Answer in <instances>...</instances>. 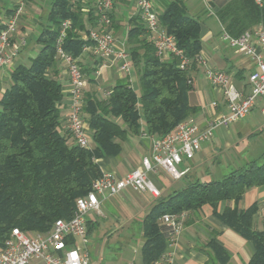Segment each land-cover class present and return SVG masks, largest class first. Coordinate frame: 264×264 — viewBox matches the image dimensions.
Listing matches in <instances>:
<instances>
[{
  "label": "trees",
  "instance_id": "16d2710c",
  "mask_svg": "<svg viewBox=\"0 0 264 264\" xmlns=\"http://www.w3.org/2000/svg\"><path fill=\"white\" fill-rule=\"evenodd\" d=\"M81 0H52L44 25L35 40L40 46L30 64L13 67L10 86L0 97V247L12 229L25 235L46 233L58 219L70 220L76 200L84 197L92 182L101 176L98 160L114 157L130 136L145 133L163 137L178 123L197 113L189 103L193 80L189 71L178 68L175 58L161 59L148 38L139 15L130 19L126 36L127 53L138 76L140 94L127 80L118 81L106 98L85 96L82 118L92 134L91 146L76 145L67 130L61 132V84L49 75L55 66V42L64 21L70 22L63 48L74 57L89 42L79 39L87 26H95L94 9L83 14ZM214 15L231 37L258 25L264 30V0H223ZM111 17V16H110ZM162 30L172 35L176 45L189 58L201 51L200 24L186 15L181 1L167 0L159 12ZM194 66V65H193ZM81 68V67H80ZM92 81L88 69H82ZM264 186V153L244 168L220 180L194 181L158 201L142 221L144 244L142 264H153L163 254L170 232L160 226L165 214L181 216L208 205L230 229L251 242L254 253L248 264H264V230L251 228L255 204L238 210L236 204L250 189ZM221 202H233L216 213ZM88 231V221H86ZM214 252L227 255L215 243Z\"/></svg>",
  "mask_w": 264,
  "mask_h": 264
},
{
  "label": "crops",
  "instance_id": "0c3cea01",
  "mask_svg": "<svg viewBox=\"0 0 264 264\" xmlns=\"http://www.w3.org/2000/svg\"><path fill=\"white\" fill-rule=\"evenodd\" d=\"M15 1L0 0V28L12 14ZM96 1L81 0V4L86 8L94 9ZM152 1L155 9L160 12L167 0ZM178 1L184 4L186 15L197 20L200 24L201 51L199 54L205 60L206 65L229 73L232 85L244 94L249 93L247 79L255 67L249 58L238 54L222 41L223 27L213 12L214 8L220 5L223 0ZM24 9L15 38L23 37L25 39L26 37V45L18 56L17 64L27 66L38 54L40 46L35 43L30 48L27 47L28 35L26 32L33 31L36 27L40 30L46 25L45 18L49 10L45 15L42 14L41 9L36 7L33 0H27ZM136 15L134 0H117L110 14L112 33L117 49H127L126 36L131 27L129 21ZM95 27H97V23L92 27L87 26V29ZM79 61L83 70L88 69L91 72L89 77L92 79L82 91L83 100L90 94L106 98L105 94L109 93L118 81L127 80L126 75L119 71L117 62L112 58L104 60L89 50L82 52ZM12 69L13 67L0 69V97L11 84L10 72ZM132 73L136 75L133 70ZM188 74L193 80V90L188 97L189 103L191 106L197 107L198 111L185 120L205 127L214 118L227 113L226 103L221 92L214 89L204 76L202 65L195 63ZM49 75L56 78L61 84L63 99L60 105V122L61 132L64 133L67 132L71 86L67 73L59 61L49 71ZM141 128V134L130 136L121 144V152L117 156H105L98 160L101 173H112L117 178H123L134 170H142V160L151 156V139L154 138L145 133L143 123ZM87 133L90 145L94 146L92 134L88 128ZM251 141L259 144L260 152L259 149L253 154L252 149L251 153L247 152L244 155V158L247 159L243 166L229 163L228 165L232 167L230 173L258 160L264 153V117L260 114L259 104L242 121L229 127L216 128L212 139L202 144L200 151L193 159L181 164L180 170H186L181 179L172 180L163 171L148 173V180L160 191L158 198L152 196L148 198L144 193L123 190L115 196L102 199L99 212H91L87 216L86 238L88 240L95 230H99L100 238H105L107 242L111 241L119 247L112 252L108 249L106 254L104 248L97 246L91 255L86 244L84 251L87 253L89 264H142L141 248L144 244L142 221L151 208L173 191H179L189 183L214 180L211 177V171L215 166H222L219 155L232 151L234 154L240 155L238 154L240 151H248L247 147ZM261 142H263V146ZM246 145L247 147H245ZM253 156H256L254 160L251 159ZM166 192L170 193L164 197ZM252 204L256 205L257 211L252 217L251 228L255 231H262L264 230L262 218L264 186L248 190L236 207L238 210H245ZM226 206L233 208L234 203H219L216 213H222ZM179 219L182 223L180 233L172 239L170 237L167 239L162 256L153 264H222L224 255L219 254L218 256L210 243L217 244L227 255L225 264H248L253 256L252 243L223 223L210 206L205 205L195 212H188L179 216ZM160 226L167 228L161 220ZM30 264H40V262L33 260Z\"/></svg>",
  "mask_w": 264,
  "mask_h": 264
},
{
  "label": "built area",
  "instance_id": "2783aa9c",
  "mask_svg": "<svg viewBox=\"0 0 264 264\" xmlns=\"http://www.w3.org/2000/svg\"><path fill=\"white\" fill-rule=\"evenodd\" d=\"M26 2L27 0H16L12 14L0 28V69L19 65L18 56L25 47L26 40L23 37L16 39L15 34ZM116 2L117 0H97L95 5L97 27L80 32L79 39L89 42L83 47L82 52L90 50L104 60L112 58L117 62L119 71L126 75L131 84L133 69L127 50L115 47L112 33L110 14ZM255 2L261 6V0ZM134 7L136 14L145 24L157 55L164 60L175 58L178 61V68L182 71H189L195 63L202 65L204 76L211 86L221 92L227 113L214 118L205 127L183 120L165 136L151 139V156L143 158L142 170H134L123 178H117L112 173H102L92 182L90 191L76 200L73 217L70 220H56L48 232L28 236L17 228L12 229L0 247V264H30L33 260L40 264H89L87 253L84 251L87 244L86 221L89 213L99 212L102 199L115 196L123 190H132L158 198L160 191L148 180V173L163 171L172 180H179L186 170H180L178 166L193 159L202 144L212 139L216 128L229 127L242 121L257 104L261 116L264 117L262 26L258 25L235 38L224 31L221 34L222 41L228 47L249 58L255 67L247 79L250 91L244 94L232 85L229 73L208 67L200 54L189 58L177 47L174 37L161 29L159 12L152 0H134ZM81 11L83 14L89 13L88 8ZM69 28L70 22L64 21L55 42L56 59L63 65L71 86L66 127L76 145L88 148L89 135L82 118V91L88 83V76L81 71L80 56L74 57L63 48V41ZM108 95L109 93L105 94V97ZM262 218L264 224V213ZM160 220L168 228L171 239L180 233L182 223L179 216L165 214Z\"/></svg>",
  "mask_w": 264,
  "mask_h": 264
},
{
  "label": "rangeland",
  "instance_id": "374dc122",
  "mask_svg": "<svg viewBox=\"0 0 264 264\" xmlns=\"http://www.w3.org/2000/svg\"><path fill=\"white\" fill-rule=\"evenodd\" d=\"M35 2V5L38 9H41L42 11V14H46V12L49 10L50 8V3H51V0H33ZM25 8V7H24ZM83 8H86V6H83ZM89 9V8H88ZM25 10V9H24ZM90 11V9H89ZM24 13V11H23ZM39 29L38 27H36L33 31H27L26 32V35H28L27 37V47H31V45L35 44V39L37 37V34L39 33ZM25 40H26V37H25ZM131 85L132 87L134 88V90L140 94V89H139V84H138V76L135 75V74H131ZM257 145V146H256ZM261 145L263 146V142H261ZM247 147V145L245 146ZM259 144H256L254 141H251V144L247 147L248 148V151H240L238 154L240 155H236L232 152H228L226 154H223V155H219L220 159L219 161L222 162V166H215L213 168V170L211 171L212 174H211V177L214 179V180H220L222 179L224 176L228 175L230 173V171L232 170L228 164H233L235 163L236 165H241L243 166L246 159L247 158H244V155L247 153V152H250V150L252 149V154L254 151L258 152V149H259V152L261 150V148L259 147ZM251 153V152H250ZM256 156H253L251 159L254 160ZM250 159V158H249ZM179 169H181L182 165H179L178 166ZM166 175V174H165ZM167 176V175H166ZM169 177V176H168ZM170 178V177H169ZM171 179V178H170ZM170 192H166L164 194V197H166ZM146 197H150L149 194H145ZM99 230H95L93 232V234L91 236H89L88 238V243H87V248L89 249V251L91 252V255L93 254V249H95V247H99V248H104L105 250V253L107 254V250L112 252L114 251L115 249H118L119 245H116L115 243L113 242H107L105 238H100L99 236V233H98ZM109 252V253H110Z\"/></svg>",
  "mask_w": 264,
  "mask_h": 264
}]
</instances>
